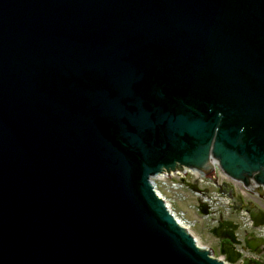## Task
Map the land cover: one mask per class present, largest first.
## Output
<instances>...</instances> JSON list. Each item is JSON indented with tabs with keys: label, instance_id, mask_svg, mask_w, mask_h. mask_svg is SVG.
Returning <instances> with one entry per match:
<instances>
[{
	"label": "water",
	"instance_id": "obj_1",
	"mask_svg": "<svg viewBox=\"0 0 264 264\" xmlns=\"http://www.w3.org/2000/svg\"><path fill=\"white\" fill-rule=\"evenodd\" d=\"M211 144L264 183V0H0V264H223L149 180Z\"/></svg>",
	"mask_w": 264,
	"mask_h": 264
},
{
	"label": "rangeland",
	"instance_id": "obj_2",
	"mask_svg": "<svg viewBox=\"0 0 264 264\" xmlns=\"http://www.w3.org/2000/svg\"><path fill=\"white\" fill-rule=\"evenodd\" d=\"M218 173V172H217ZM170 177L157 181L158 187L165 194L171 208L189 226L191 232L199 239L202 245L218 253V238L211 232L215 226V216L200 211V203L206 202L210 211L219 212L226 217H233L240 227L248 225L246 209H264V202L257 200L253 194L246 192L239 184L211 172V177L195 175L186 172L184 178ZM192 185L204 189L205 196L197 194ZM217 191L223 195H218ZM231 198V199H229ZM230 205V207H228ZM222 216V217H224Z\"/></svg>",
	"mask_w": 264,
	"mask_h": 264
},
{
	"label": "flooded vegetation",
	"instance_id": "obj_3",
	"mask_svg": "<svg viewBox=\"0 0 264 264\" xmlns=\"http://www.w3.org/2000/svg\"><path fill=\"white\" fill-rule=\"evenodd\" d=\"M239 225L238 227H236L235 229V234L237 236V239H238V242L235 243V246L236 248H239V249H242L245 251V253L249 254L250 252H248L245 247V244L244 242L247 240V241H250V237L248 235V233H243L242 231V237H240V230H239ZM221 233L224 234V235H233V233L229 230V229H222L221 230ZM239 236V237H238ZM242 241V242H241ZM218 242L220 245H223L224 247L228 246V244L231 242L229 238H226V237H222V238H218Z\"/></svg>",
	"mask_w": 264,
	"mask_h": 264
},
{
	"label": "bare ground",
	"instance_id": "obj_4",
	"mask_svg": "<svg viewBox=\"0 0 264 264\" xmlns=\"http://www.w3.org/2000/svg\"><path fill=\"white\" fill-rule=\"evenodd\" d=\"M185 171H189V172H191V173H193V174H196V175H198L199 174V169H194V168H188L187 170H185ZM160 192H158V194H159ZM161 195V194H160ZM161 197V196H160ZM166 207V209H167V211H169L172 215H174V220H175V223H176V225L177 224H183V229H184V231L185 232H187L188 234H189V227H188V225L180 218V217H178L177 215H175L173 212H172V210H170L169 209V207H168V205H166L165 206ZM190 235V234H189ZM195 241H197V245H196V249L198 250V251H201V252H206V246H204V245H202V243L199 241V239L197 238V237H195Z\"/></svg>",
	"mask_w": 264,
	"mask_h": 264
}]
</instances>
